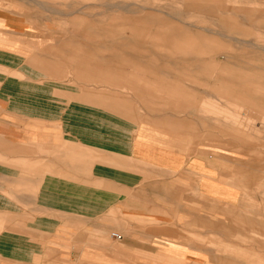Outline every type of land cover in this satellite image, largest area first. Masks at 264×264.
I'll list each match as a JSON object with an SVG mask.
<instances>
[{"label":"rangeland","instance_id":"374dc122","mask_svg":"<svg viewBox=\"0 0 264 264\" xmlns=\"http://www.w3.org/2000/svg\"><path fill=\"white\" fill-rule=\"evenodd\" d=\"M262 10L264 0H0V136L19 151L0 159V264H41L53 244L65 264H194L172 245L197 248L201 264H264ZM173 32L185 37L161 38ZM151 123L215 158L237 204L133 161L126 137ZM111 137L113 148L96 145Z\"/></svg>","mask_w":264,"mask_h":264},{"label":"crops","instance_id":"0c3cea01","mask_svg":"<svg viewBox=\"0 0 264 264\" xmlns=\"http://www.w3.org/2000/svg\"><path fill=\"white\" fill-rule=\"evenodd\" d=\"M199 9H202V4L198 6ZM262 20L264 21V10L261 11ZM149 18L146 17V20L140 22L148 23ZM79 25V24H78ZM81 26H84L85 31L87 32L86 36L89 32V24L86 22L81 23ZM133 26V25H132ZM131 26V27H132ZM135 31V30H134ZM138 33V31H135ZM99 37L104 38L106 36H102L101 33L96 34ZM101 35V36H100ZM161 35V34H160ZM98 37V36H97ZM185 37L181 32H173L172 35L162 34L161 38L163 40L177 39V38ZM91 38V37H90ZM41 72L40 74H42ZM45 73V72H44ZM253 84L251 82H246L245 84ZM263 85L257 84V88H263ZM151 130H146L145 132L139 131L131 137H126V144L128 153L130 154L133 161L143 164L145 166H149L159 170L161 173L166 175H176L180 177V179L186 181H196L198 194L207 200L216 202L217 200L227 204V205H235L238 202V194L236 193L234 187L230 184L222 183L217 180L216 172L218 170L216 165L215 158L209 157L208 162L205 159H202L199 155L195 158L193 157V150L188 149L185 150L183 146L177 145L174 146L169 142L167 138H165V131L160 126L149 124ZM156 128V129H155ZM155 129V130H154ZM167 137V136H166ZM116 138H109V143L106 144V139L102 138L101 143L96 142V145L101 144L103 147L111 146L113 148V142ZM113 150H111L112 152ZM19 154L18 149L12 147L8 142L4 140L3 137L0 136V159H5V161H13V157ZM17 158V157H15ZM98 170V169H97ZM106 170V168H103ZM102 171V170H99ZM120 175V174H119ZM199 179H197V177ZM111 179H117V175H110ZM130 177L131 185L136 184L133 180H137L136 174L128 175ZM133 182V184H132ZM108 188L114 189V186L107 185ZM115 193V192H114ZM120 194V192H119ZM80 195V194H79ZM121 195V194H120ZM82 202V200H80ZM85 201V200H84ZM184 201H190V196H184ZM253 222V221H249ZM248 222V223H249ZM254 223V222H253ZM8 231L13 232L10 226H8ZM18 231V230H17ZM16 232V231H15ZM113 237V235H112ZM54 246L46 247L43 250V257L41 264H65V256L64 249L65 246L62 244H53ZM171 249L176 250L180 253V258L191 259L194 264H201L203 261L207 260L206 256L196 252L197 248L185 247V246H170ZM136 249V248H134ZM144 249V248H139ZM144 250H147L146 248ZM50 251L56 254H53L54 257L50 256ZM44 261V262H43Z\"/></svg>","mask_w":264,"mask_h":264},{"label":"built area","instance_id":"2783aa9c","mask_svg":"<svg viewBox=\"0 0 264 264\" xmlns=\"http://www.w3.org/2000/svg\"><path fill=\"white\" fill-rule=\"evenodd\" d=\"M113 237H115L116 239L120 238V236L118 234H113Z\"/></svg>","mask_w":264,"mask_h":264}]
</instances>
